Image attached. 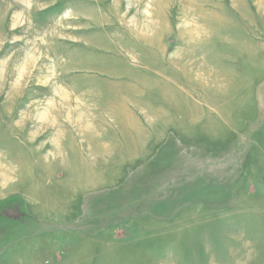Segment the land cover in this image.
Listing matches in <instances>:
<instances>
[{
	"label": "rangeland",
	"instance_id": "obj_1",
	"mask_svg": "<svg viewBox=\"0 0 264 264\" xmlns=\"http://www.w3.org/2000/svg\"><path fill=\"white\" fill-rule=\"evenodd\" d=\"M0 264H264V0H0Z\"/></svg>",
	"mask_w": 264,
	"mask_h": 264
}]
</instances>
